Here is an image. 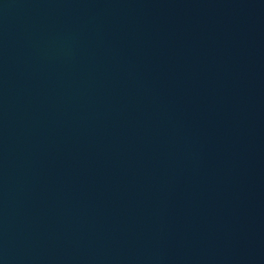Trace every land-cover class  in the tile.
Wrapping results in <instances>:
<instances>
[{"label":"water","instance_id":"obj_1","mask_svg":"<svg viewBox=\"0 0 264 264\" xmlns=\"http://www.w3.org/2000/svg\"><path fill=\"white\" fill-rule=\"evenodd\" d=\"M0 264H264V0H0Z\"/></svg>","mask_w":264,"mask_h":264}]
</instances>
